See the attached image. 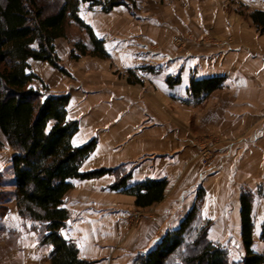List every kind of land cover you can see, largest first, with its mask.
<instances>
[{"label": "crops", "instance_id": "1", "mask_svg": "<svg viewBox=\"0 0 264 264\" xmlns=\"http://www.w3.org/2000/svg\"><path fill=\"white\" fill-rule=\"evenodd\" d=\"M255 10H264V0H136L110 12L86 2L79 16L110 58H71L74 42L90 43L72 21L68 36L56 41L67 72L30 61L41 79L33 86L70 94L69 118L79 122L73 143L97 141L82 170L116 169L75 179L65 201L71 219L61 232L90 264H134L196 205L210 222L209 238L245 254L244 192L253 194V249L264 255V34ZM175 35L184 41L175 43ZM213 76L225 80L207 97L189 91L194 79ZM206 136L215 139L210 168L198 144ZM128 171L132 184L167 179L164 198L142 208L134 195L111 189ZM0 264H7L5 255Z\"/></svg>", "mask_w": 264, "mask_h": 264}, {"label": "trees", "instance_id": "2", "mask_svg": "<svg viewBox=\"0 0 264 264\" xmlns=\"http://www.w3.org/2000/svg\"><path fill=\"white\" fill-rule=\"evenodd\" d=\"M53 7L45 0H0V145L11 148L9 164L0 170V202L14 200L20 216L40 224L42 243L51 246L49 264H90L80 256L76 242L65 238L63 227L71 219L65 206L67 194L74 187L75 179L99 178L113 173V168L83 171L82 165L96 148L92 139L75 145L73 138L79 130L78 120L69 118L70 94L52 93L33 71L31 60L47 61L60 71L56 41L67 37L69 24L74 21L85 29L90 43L81 40L73 43L70 56L82 55L110 58L104 40L80 16L83 3L91 7L101 5L110 12L116 6H135L136 0H52ZM258 30L264 34V10L251 14ZM129 80L132 78L129 71ZM223 76H213L191 82L189 91L204 98L219 89ZM178 77H168L174 84ZM4 139V141H3ZM132 172L121 175L111 189L135 196L138 207H148L164 198L167 179H147L131 183ZM7 189V190H6ZM253 194L241 196L242 239L245 255L238 264H264V255L253 249L254 222L252 217ZM3 213H0L2 216ZM200 220L199 207L194 206L178 228L168 231L146 253L139 254L134 264H168L172 256L187 243L198 250L184 257L185 264H229L228 250L212 241L207 228H198L195 237L191 230ZM261 237L264 239V223Z\"/></svg>", "mask_w": 264, "mask_h": 264}, {"label": "rangeland", "instance_id": "3", "mask_svg": "<svg viewBox=\"0 0 264 264\" xmlns=\"http://www.w3.org/2000/svg\"><path fill=\"white\" fill-rule=\"evenodd\" d=\"M46 1L50 6L49 9H52V0ZM174 42L177 44L182 43L178 41ZM11 153V148L4 141L3 145H0V170H3L8 165ZM0 213H3L0 216V258H3L5 255L7 257V264H49L47 262L49 261L47 258L49 247L41 241L42 232L40 224L20 216L14 200H3L2 198ZM208 225H210L209 221L200 218L199 221L195 222L191 230V237L197 235L198 228H207ZM230 245H226L227 247H225L229 254V264H238L245 255L244 251L240 250L235 243ZM36 249L39 250L38 253ZM197 250L194 245L187 243L178 253L172 256L168 264H185L184 257L194 254Z\"/></svg>", "mask_w": 264, "mask_h": 264}, {"label": "built area", "instance_id": "4", "mask_svg": "<svg viewBox=\"0 0 264 264\" xmlns=\"http://www.w3.org/2000/svg\"><path fill=\"white\" fill-rule=\"evenodd\" d=\"M174 41L183 42L184 38L178 35L173 37ZM200 146V156L201 161L205 167H211L213 160L215 158V139L210 137H201L198 140Z\"/></svg>", "mask_w": 264, "mask_h": 264}, {"label": "snow or ice", "instance_id": "5", "mask_svg": "<svg viewBox=\"0 0 264 264\" xmlns=\"http://www.w3.org/2000/svg\"><path fill=\"white\" fill-rule=\"evenodd\" d=\"M99 35V34H98ZM238 258V257H237Z\"/></svg>", "mask_w": 264, "mask_h": 264}]
</instances>
